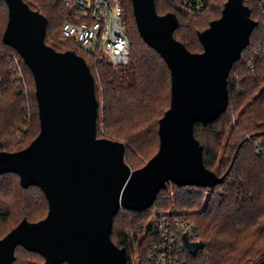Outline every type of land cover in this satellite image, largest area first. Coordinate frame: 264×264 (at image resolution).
<instances>
[{
    "label": "water",
    "instance_id": "obj_1",
    "mask_svg": "<svg viewBox=\"0 0 264 264\" xmlns=\"http://www.w3.org/2000/svg\"><path fill=\"white\" fill-rule=\"evenodd\" d=\"M5 1L3 41L33 72L40 132L25 148L0 152V174L14 172L24 188L40 187L49 210L36 222L24 218L0 239V264H13L18 246L40 254L43 264H129L127 250L111 236L121 208H151L169 182L215 187L224 180L205 165L195 124L226 111L231 69L258 21L244 0H227L222 15L198 32L203 51L193 52L175 37L176 13L160 14L156 0H132L142 38L165 59L172 79L171 106L159 121L160 148L133 169L124 142L98 137L99 101L86 58L49 45L48 18L27 1ZM184 238L193 254L205 246Z\"/></svg>",
    "mask_w": 264,
    "mask_h": 264
},
{
    "label": "trees",
    "instance_id": "obj_2",
    "mask_svg": "<svg viewBox=\"0 0 264 264\" xmlns=\"http://www.w3.org/2000/svg\"><path fill=\"white\" fill-rule=\"evenodd\" d=\"M25 1L48 18L49 45L58 51L74 50L86 58L95 77L99 101L98 137L124 142L127 163L133 169L144 166L160 148L159 121L171 106L172 79L165 59L142 38L132 0H123V22L131 41L130 61L120 66L63 37L62 27L69 20L70 11L63 7L62 0ZM226 1L156 0V7L160 14L176 13L180 25L175 37L189 50L201 52L203 45L198 32L222 15ZM246 3L258 25L250 44L231 69L229 105L212 122L195 124V136L204 146L205 165L219 176L225 175L224 180L215 187L169 182L151 208L143 211L121 208L115 215L111 236L119 247L127 250L129 264L134 263L137 243L142 257L146 252L153 210L165 211L164 214L196 225L205 246L192 258L193 264L264 261V3ZM210 11L217 15L206 21L207 25L195 19L202 15L209 17L206 14ZM8 20V6L5 0H0V47L6 49V57L13 54L17 57L23 72V83L19 86V81L13 79V59L0 61L7 86L0 102V152L27 147L40 132L33 72L21 54L3 41ZM48 210V200L40 187L24 188L14 172L0 174V239L24 218L36 222L45 218ZM176 210L187 212L177 214ZM16 257L13 264L45 261L40 254L22 246L16 248Z\"/></svg>",
    "mask_w": 264,
    "mask_h": 264
},
{
    "label": "built area",
    "instance_id": "obj_3",
    "mask_svg": "<svg viewBox=\"0 0 264 264\" xmlns=\"http://www.w3.org/2000/svg\"><path fill=\"white\" fill-rule=\"evenodd\" d=\"M263 4L264 0H244ZM67 8L69 20L62 27L64 38L72 40L91 54L107 57L115 65H126L130 61L131 41L125 30L123 0H62ZM248 5V4H247ZM0 47V61L13 59V79L23 83V72L17 57L7 55ZM0 62V102L7 86ZM151 240L138 264H193L184 236L190 242L200 241L196 225L181 217L158 214L151 224Z\"/></svg>",
    "mask_w": 264,
    "mask_h": 264
},
{
    "label": "rangeland",
    "instance_id": "obj_4",
    "mask_svg": "<svg viewBox=\"0 0 264 264\" xmlns=\"http://www.w3.org/2000/svg\"><path fill=\"white\" fill-rule=\"evenodd\" d=\"M219 10V9H218ZM206 15H209V17H207V18H202L203 17V15L202 16H198L197 18H195V19H197L199 22H201V25H207L208 23H205L206 21H209V20H212L217 14L215 13V12H212V11H210V12H208ZM202 28V27H201ZM132 168H135V167H132ZM154 212H152V214H151V221H150V223L152 224V222H153V220H154V218H155V216H157L158 214H161V213H166L165 211H159V210H153ZM187 211L186 210H176V213L177 214H184V213H186ZM41 214H42V212H41ZM13 222V221H12ZM5 227V226H4ZM2 230H3V227H2ZM139 243H137V245H138ZM136 245V251L134 252V263L133 264H138L139 263V257H142V255H141V252L138 250L139 248V246H137ZM21 253V252H20ZM20 253H18V255L20 256ZM36 257V256H35ZM37 258V257H36Z\"/></svg>",
    "mask_w": 264,
    "mask_h": 264
}]
</instances>
